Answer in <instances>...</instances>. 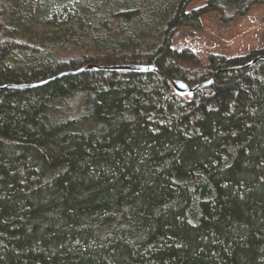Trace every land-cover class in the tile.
<instances>
[{"label":"trees","instance_id":"trees-1","mask_svg":"<svg viewBox=\"0 0 264 264\" xmlns=\"http://www.w3.org/2000/svg\"><path fill=\"white\" fill-rule=\"evenodd\" d=\"M192 1L0 0V86L157 67L0 89V264H264V47L171 44L264 0Z\"/></svg>","mask_w":264,"mask_h":264},{"label":"rangeland","instance_id":"rangeland-1","mask_svg":"<svg viewBox=\"0 0 264 264\" xmlns=\"http://www.w3.org/2000/svg\"><path fill=\"white\" fill-rule=\"evenodd\" d=\"M204 3L205 0H193L188 10ZM217 18V13L209 12L201 16V29L180 28L172 37V47L177 50L189 48L203 64L208 62L210 53L244 56L264 47V4L252 6L247 15L229 23H220Z\"/></svg>","mask_w":264,"mask_h":264},{"label":"water","instance_id":"water-1","mask_svg":"<svg viewBox=\"0 0 264 264\" xmlns=\"http://www.w3.org/2000/svg\"><path fill=\"white\" fill-rule=\"evenodd\" d=\"M264 58V56H258L255 59H253L250 63H248L246 66H249L256 62L258 59ZM87 69H95V70H127V71H135V72H150V71H157V67L153 64H115V65H94V64H87L84 65L80 68H78L75 71H64L54 77L48 78L46 80L40 81V82H34V83H29V84H5L1 85L0 89L5 88V87H13V88H23V87H36V86H41L54 78H59L63 75H68V74H75L79 73L81 71L87 70ZM212 81V78H210L207 81L197 83L193 86L188 85L186 82L180 79H171L170 80V85L174 89V91L179 94V95H186L188 97L192 96L193 93L200 89L201 87H204L208 84H210Z\"/></svg>","mask_w":264,"mask_h":264}]
</instances>
